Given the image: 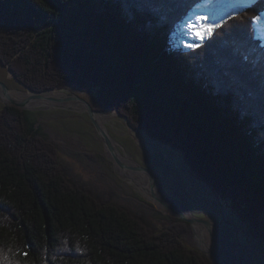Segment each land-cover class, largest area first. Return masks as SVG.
<instances>
[{"label": "trees", "instance_id": "1", "mask_svg": "<svg viewBox=\"0 0 264 264\" xmlns=\"http://www.w3.org/2000/svg\"><path fill=\"white\" fill-rule=\"evenodd\" d=\"M209 0H0V66L32 92L75 88L100 113L179 152L264 241V0L194 47L177 43ZM75 181L22 109L0 108V264H212L142 211Z\"/></svg>", "mask_w": 264, "mask_h": 264}, {"label": "rangeland", "instance_id": "2", "mask_svg": "<svg viewBox=\"0 0 264 264\" xmlns=\"http://www.w3.org/2000/svg\"><path fill=\"white\" fill-rule=\"evenodd\" d=\"M232 1L209 0L206 6H202L187 19L177 37V43L184 48H189L188 45H193L194 40L200 42L208 39L214 32L204 39H199L188 25L198 27L200 24L212 23L213 21L222 25L228 19L238 17L239 12L252 5L255 0H242V3L239 2L238 4L231 3ZM198 16L209 17V19L198 21ZM259 23L264 26V19ZM260 36L264 40V32H261ZM0 82L12 90V93L29 92L16 82L6 68L1 66ZM58 91L66 92L72 97L77 96L91 105L92 96L90 94L82 93L75 88L55 92ZM46 92L48 91L41 93ZM49 92L51 91L49 90ZM12 93L8 97H11ZM43 100H47V98H43ZM42 104L43 107H38L35 103L32 108L24 106L23 111L27 115L31 134L42 137L58 147L64 161H66L68 172L75 181L83 179L100 191H112L115 194V201L142 211L145 221L158 228L164 227L168 218H173V216L164 213L166 210H162L145 198L117 171L112 156L106 152L87 114L74 112L71 109L54 108L60 105L56 102ZM7 105L11 104L3 101L0 97V108ZM65 106L72 105L65 104ZM115 111L101 114L111 116L105 126L110 137L121 147L122 151L129 155L135 163L148 170L162 191L174 202L180 203L188 209L193 217L204 222L220 221L221 207L226 206L214 196L208 187L189 174L182 155L170 147L151 141L143 132L130 129L126 121ZM126 163L128 164V162ZM228 209L233 214L231 220L235 219L237 222L241 240L252 248V255L256 264H264V241L257 236L259 234L255 232L256 229L253 230L250 224L240 220L230 208ZM230 238L232 237L230 236ZM202 239L203 235L201 234L198 240L204 246ZM182 240L189 247L198 249L194 241V233L191 232L190 235L183 236ZM198 252L201 254L200 251ZM203 253L202 255L209 257L205 252ZM209 259L211 260L210 257Z\"/></svg>", "mask_w": 264, "mask_h": 264}, {"label": "bare ground", "instance_id": "3", "mask_svg": "<svg viewBox=\"0 0 264 264\" xmlns=\"http://www.w3.org/2000/svg\"><path fill=\"white\" fill-rule=\"evenodd\" d=\"M241 1L242 0H233L231 3L238 4ZM260 26L263 29L264 26L262 24H260ZM12 92L13 91L8 88L7 90H3L0 85V97L7 103L9 101L22 102L24 106L32 108L35 106L33 105L34 103L38 107H43L42 103L56 102L60 103V105H57L54 108H65L71 109L74 112L84 113V105L63 91L46 92L40 95V97H37L36 94L31 92ZM11 93L12 96L8 97ZM43 98H47V100H43ZM65 104L72 106H65ZM95 118L102 131L108 137L112 148V152L109 150H106V152H109L111 156L113 153L120 161H122V163L128 166L127 169H122L112 156L114 167L117 171L126 178L130 185L137 189L145 198L149 199L155 206L160 207L162 210H166L164 213L169 214L170 216L181 215L184 218L193 220L195 244L200 250L207 252L212 261L216 264H256L252 255V248L241 240L240 230L236 224L237 222L235 219H233V221L231 220V215L233 216V214L228 208L224 206L221 207L220 221L204 222L193 217L188 209L180 203L174 202L169 196H167L157 182L151 183L150 179L144 173L134 169V161L129 155L122 151L121 147L110 137L109 132L106 129L105 124L111 119V116L98 113L95 115ZM129 128L131 129L130 125ZM125 161L128 162V164ZM201 234L203 235L201 241L204 243V246H202L198 240ZM230 236L232 238H230Z\"/></svg>", "mask_w": 264, "mask_h": 264}, {"label": "water", "instance_id": "4", "mask_svg": "<svg viewBox=\"0 0 264 264\" xmlns=\"http://www.w3.org/2000/svg\"><path fill=\"white\" fill-rule=\"evenodd\" d=\"M7 70H8V72H10V73L13 75V73H12V71H11L10 69H7ZM13 77H14V79L16 80V82H18V80L16 79V77H15L14 75H13ZM18 83H19V82H18ZM19 84H20V83H19ZM0 85H1V87H2L3 90H7V87H6L3 83L0 82ZM20 85H21V84H20ZM21 86H22V85H21ZM26 90L29 91V92H31V91H30L29 89H27V88H26ZM48 92H49V91H48ZM31 93H33V92H31ZM33 94H36L37 97H40V95H42V93H33ZM73 98H74L75 100L80 101V102L84 105V108H85V109H84V113L87 114V116L90 118V121H91V123H92V125H93V127H94V129H95V131H96V133H97V135L99 136L101 142L103 143L104 148H106V150H109L110 152H112V148H111L110 142H109V140H108V137H107L106 134L102 131V129L100 128V125H98V122L96 121V118H95V115L98 114L99 112L93 110L92 107H91V105H90L87 101H85V100H83V99H80V98L77 97V96H73ZM8 103L11 104V105L16 106V107H18V108H20V109H22V110H24V105H23L22 102L19 103V102L9 101ZM115 112H116L120 117H122V118L126 121L127 126H129V122H128L127 118L124 117V116H122V115H120L117 111H115ZM112 156L114 157V160H116V163H117L122 169H127V168H128V166H126L124 163H122V161H120V160H119V159H118L113 153H112ZM134 163H135V162H134ZM184 164H185V162H184ZM185 165H186V164H185ZM187 168H188V167H187ZM134 169L137 170V171H140V172L144 173V174L150 179L151 183L156 182L155 179L153 178L152 174H151L148 170L142 168V167H141L140 165H138L137 163H135V167H134ZM188 171H189V174H190L192 177H194L196 180H199L198 177H197L196 175H194V174L190 171L189 168H188ZM211 192L214 194V196H215V197H216L221 203H224V201H222V200L220 199V197H218L213 191H211ZM171 216H173V218H175V219H177V220L183 221L184 223L188 224L189 227L191 228L192 233H194V229H193V220H190V219L184 218V217H182L181 215H175V216H174V215H171ZM196 219H197V218H196ZM197 250L200 251L201 254H204L199 248H198ZM205 254L208 255L207 252H205ZM205 256H206V255H205ZM206 257H207V256H206ZM207 258L209 259V257H207ZM209 260H210V259H209ZM210 262H211L212 264H216V263H213L211 260H210Z\"/></svg>", "mask_w": 264, "mask_h": 264}, {"label": "snow or ice", "instance_id": "5", "mask_svg": "<svg viewBox=\"0 0 264 264\" xmlns=\"http://www.w3.org/2000/svg\"><path fill=\"white\" fill-rule=\"evenodd\" d=\"M208 19H209V17H205V16H198L197 17L198 21H205V20H208ZM262 19H264V16H253L251 18V23L252 24H257ZM188 27L190 29H192V31L197 36V38L204 39L207 36L211 35L216 28L221 27V25L216 23L215 21H213L212 23L200 24L198 27H194L193 25L189 24ZM188 47H194V46L193 45H188Z\"/></svg>", "mask_w": 264, "mask_h": 264}]
</instances>
